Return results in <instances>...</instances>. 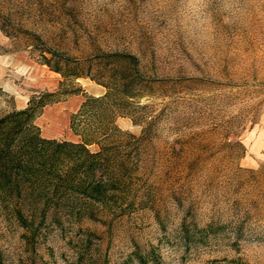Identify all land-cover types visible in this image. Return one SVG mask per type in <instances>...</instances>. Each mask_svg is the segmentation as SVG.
Returning <instances> with one entry per match:
<instances>
[{"label": "rangeland", "instance_id": "1", "mask_svg": "<svg viewBox=\"0 0 264 264\" xmlns=\"http://www.w3.org/2000/svg\"><path fill=\"white\" fill-rule=\"evenodd\" d=\"M105 94L135 203L0 210L3 264H264V0H0V114L43 97L41 136L77 142Z\"/></svg>", "mask_w": 264, "mask_h": 264}, {"label": "trees", "instance_id": "2", "mask_svg": "<svg viewBox=\"0 0 264 264\" xmlns=\"http://www.w3.org/2000/svg\"><path fill=\"white\" fill-rule=\"evenodd\" d=\"M104 56L121 60L115 69L119 83L124 85L127 60L135 58L116 52ZM51 67L63 73L59 66ZM81 74L70 72L72 77ZM106 94L87 98L72 115L70 128L80 137L77 142L41 136L34 118L46 103L42 102L43 97L32 99L24 109L0 114V210L22 220L27 204L61 226L59 214L79 221L83 217L94 218L99 210H122L135 203L124 202L127 159L117 156L114 143H102L110 136L106 129L111 134L117 130L112 122L108 123L111 105L101 102ZM101 104L104 109L97 112ZM91 121L99 124L95 130L91 129ZM92 143L99 145L98 151L88 148Z\"/></svg>", "mask_w": 264, "mask_h": 264}]
</instances>
